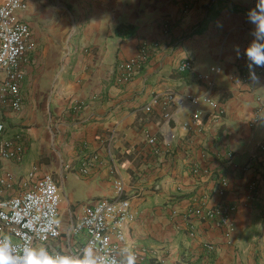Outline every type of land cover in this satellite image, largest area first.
Here are the masks:
<instances>
[{
	"label": "crops",
	"instance_id": "crops-1",
	"mask_svg": "<svg viewBox=\"0 0 264 264\" xmlns=\"http://www.w3.org/2000/svg\"><path fill=\"white\" fill-rule=\"evenodd\" d=\"M25 1L37 48L23 65L22 108L0 103L5 136L22 148L1 164L7 196L50 173L65 216L78 217L121 183L135 213L129 246L144 264L198 261L204 241L217 246L214 264H264V156L251 160L264 142V85L241 79L233 51L248 42L253 0ZM141 53L142 70L121 83L118 65ZM204 95L221 117L191 104ZM198 202L239 205L231 243Z\"/></svg>",
	"mask_w": 264,
	"mask_h": 264
},
{
	"label": "built area",
	"instance_id": "built-area-1",
	"mask_svg": "<svg viewBox=\"0 0 264 264\" xmlns=\"http://www.w3.org/2000/svg\"><path fill=\"white\" fill-rule=\"evenodd\" d=\"M28 5L25 0H5L0 6V103L10 104L19 111L23 105L21 94L25 72L23 65L29 54L36 50L31 26L23 18ZM144 56L118 65L121 83L131 82L142 70ZM241 79L248 80L246 66H240ZM192 65L184 62L181 71L187 72ZM260 71V70H258ZM216 74L220 70L215 71ZM204 80V77H200ZM194 107H209L215 116L221 117L225 112L220 103L210 96L193 97L190 99ZM151 108L147 111L151 112ZM201 113L194 114L199 119ZM156 139L151 138L150 144L155 145ZM22 148L15 145L5 136V124L0 121V240L11 241L14 254L22 253L25 244L34 248H46L53 256H65L74 262L85 258V250L90 249L98 264H120L125 257L124 249H128L135 257L134 264H144L145 256L133 251L129 246L128 232L135 220L132 202L125 198L123 185L118 184L114 198H100L87 202L81 215L65 216L62 211L63 194L54 175L44 173L37 176V171L29 175L35 182L26 187L19 196L8 197L10 187L8 178L1 174V164L21 154ZM264 142L259 146L257 155H253L252 163L263 161ZM82 175H88L89 169H83ZM254 188V187H253ZM198 214L202 220L216 223L222 230L226 243H231L236 231L237 207L232 203H223L206 210L198 202ZM65 216L66 219H62ZM204 255L198 262L192 258L181 260L180 264H212L216 244L211 241L201 243Z\"/></svg>",
	"mask_w": 264,
	"mask_h": 264
},
{
	"label": "clouds",
	"instance_id": "clouds-1",
	"mask_svg": "<svg viewBox=\"0 0 264 264\" xmlns=\"http://www.w3.org/2000/svg\"><path fill=\"white\" fill-rule=\"evenodd\" d=\"M245 21L250 26L248 42L243 49L234 45L233 51L237 59L244 60L248 80L252 84L264 85V0H253V6L245 13ZM122 255L125 259H122L120 264H134L135 257L128 249H124ZM0 264H98V260L92 256L90 249L85 250L83 260L74 262L69 257L53 256L46 248L37 249L27 243L22 253L16 255L11 241L4 239L0 240Z\"/></svg>",
	"mask_w": 264,
	"mask_h": 264
},
{
	"label": "rangeland",
	"instance_id": "rangeland-1",
	"mask_svg": "<svg viewBox=\"0 0 264 264\" xmlns=\"http://www.w3.org/2000/svg\"><path fill=\"white\" fill-rule=\"evenodd\" d=\"M56 177V176H55ZM254 187V188H253ZM256 183L255 182H252L251 183V185H250V187H249V191H250V193H256ZM234 206H236L237 207V212H236V217H237V213H238V210H239V205L237 204V203H232ZM65 214H66V212H64ZM64 214V215H65ZM62 219L64 220V219H66V217L65 216H63L62 217ZM236 232V231H235ZM234 235H235V233H234ZM233 240H234V236H233ZM232 240V241H233Z\"/></svg>",
	"mask_w": 264,
	"mask_h": 264
},
{
	"label": "trees",
	"instance_id": "trees-1",
	"mask_svg": "<svg viewBox=\"0 0 264 264\" xmlns=\"http://www.w3.org/2000/svg\"><path fill=\"white\" fill-rule=\"evenodd\" d=\"M125 198H126V196H125ZM127 198H128V197H127ZM185 258H187V257H185V256H184V259H185ZM198 260H201V258H200V259H198ZM214 261H215V258H214V256H213V258H212V264H214ZM196 262H198V263H199V261H196Z\"/></svg>",
	"mask_w": 264,
	"mask_h": 264
}]
</instances>
